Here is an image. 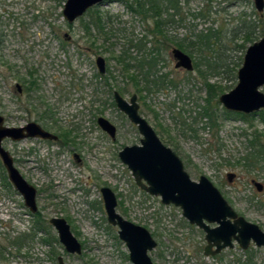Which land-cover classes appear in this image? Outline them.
<instances>
[{"label":"rangeland","instance_id":"rangeland-1","mask_svg":"<svg viewBox=\"0 0 264 264\" xmlns=\"http://www.w3.org/2000/svg\"><path fill=\"white\" fill-rule=\"evenodd\" d=\"M132 1L97 4L69 23L63 15L66 0H0V113L8 126L36 121L60 137L4 140L16 167L38 189L45 229H34L33 215L0 159V264H58L59 256L65 264H133L119 228L108 222L102 187L116 193L121 215L151 231L158 242L150 252L154 264H264V247L253 243L246 250L235 243L205 255V232L190 224L180 207L163 204L136 184L119 152L140 144L142 134L114 98L115 91L128 101L136 94L140 114L180 156L190 177L198 181L206 175L241 215L264 229V191L252 184L253 179L264 184V167L248 171L243 161L237 163L251 151L255 132L264 140V123L259 115L251 122L226 116L219 101L236 86L248 46L264 36V9L254 0H180V13L161 36L150 31L151 17L130 10ZM97 12L103 28L93 23ZM244 21L250 39L240 30ZM207 32H212L209 42L198 41ZM182 40L190 45L191 54L180 49L192 57V71L177 68L172 55ZM150 54L158 55L169 83L152 92L143 80L136 85L130 79L140 74L136 59ZM98 56L105 59L104 74ZM206 83L217 87L216 95ZM205 107L215 112L214 125L202 115ZM99 117L116 126L115 139L99 126ZM52 217L68 221L81 254L66 251L49 223Z\"/></svg>","mask_w":264,"mask_h":264},{"label":"water","instance_id":"water-1","mask_svg":"<svg viewBox=\"0 0 264 264\" xmlns=\"http://www.w3.org/2000/svg\"><path fill=\"white\" fill-rule=\"evenodd\" d=\"M109 0H66L63 7L64 18L73 23L90 8ZM255 7L262 11L264 0H254ZM65 36L68 37L67 34ZM173 58L177 68L194 70L192 57L174 47ZM99 72H106L105 59L98 56L96 60ZM238 82L229 92L223 93L219 101L228 111L250 114L264 109V36L248 46L242 66L237 72ZM19 88L20 85H18ZM115 102L129 120L137 125L142 138L139 145H126L119 157L131 170L135 182L148 193L161 196L164 204L174 203L182 209L183 216L193 225L206 232L207 245L205 255H215L225 248H233L236 240L243 249H247L251 240L258 247H264V231L258 224L239 215L221 191L206 176L193 180L184 169V164L176 152L166 146L157 135L152 125L140 114L137 95L126 100L118 91L114 92ZM99 126L113 139L116 138V126L105 117L98 118ZM41 137L57 140L58 136L43 129L38 123L31 122L25 126H8L0 113V159L7 172L8 180L23 197L25 205L31 212L38 211L37 188L27 181L16 167L14 158L4 147V140L21 141L26 138ZM231 174L229 177H231ZM261 191L263 186L255 182ZM104 207L108 222L119 228V238L125 242L129 258L133 264H154L150 252L158 242L151 231L136 224L117 210L118 198L110 187H102ZM50 223L58 232L59 241L67 252L81 254L82 245L71 231L70 224L63 217H53ZM210 223L217 226L211 227ZM216 246V249L212 248ZM59 264H65L62 256Z\"/></svg>","mask_w":264,"mask_h":264},{"label":"trees","instance_id":"trees-1","mask_svg":"<svg viewBox=\"0 0 264 264\" xmlns=\"http://www.w3.org/2000/svg\"><path fill=\"white\" fill-rule=\"evenodd\" d=\"M179 1L180 0H133L131 3H129V8L132 12L143 16L144 19L151 17L154 21V28L150 31L154 32L158 35H163L164 33V26L167 25L171 20H174L175 16H177L180 13L179 9ZM170 10H174V12H170ZM89 12H93L94 9L90 8L88 10ZM166 14V16H165ZM95 21L93 22L95 25H97L100 28H103L102 26V17L99 15V13H96ZM240 30L245 33V36L250 39V36L252 34V31L249 27V25L244 21L242 23V26ZM212 35V32H207L206 34H200L199 39L201 42L205 41L209 42V37ZM215 35V34H214ZM175 44L183 49L184 51L192 53L189 49L190 45H187L182 41H176ZM206 44V43H205ZM208 46V45H207ZM241 47H244V45H241ZM209 48V46H208ZM152 53V52H151ZM125 54H127L125 52ZM157 54H150V57H142V59H136L137 64L139 67V73L130 77L132 81L136 83V85L140 84V81H144L143 88L148 91L152 92L153 90H157L161 87L168 86V80L166 78V74L161 72V69L158 67L159 65V59L157 58ZM123 57V56H122ZM120 58V57H119ZM125 61V58H124ZM127 65H129V62H125ZM223 69L226 72H233L235 74V70L233 67H229V65L223 64ZM139 76H142V78H139ZM170 84L175 85L174 81L170 80ZM209 94L210 95H216L217 94V87L213 84L206 83ZM226 116H238L242 119H247L248 122H251L252 116L259 115L261 121L264 123V110H262L259 113H253V114H244V113H237L232 111H225ZM202 115H206L210 119V123L214 125V123H217V117L215 115V112H213L209 107H205L202 111ZM214 122V123H213ZM249 145L251 148V151L248 152L245 157H242L239 159L237 163L244 162V168L246 170H250L251 167H257L258 164H262L264 167V140L262 136L255 132L253 134L252 139L249 140ZM253 149V150H252ZM1 166V164H0ZM3 169V167H1ZM8 183V182H7ZM10 185V183H9ZM40 220H38V223ZM39 225V224H38ZM50 239V238H49ZM47 241H51V240ZM20 244V241H19Z\"/></svg>","mask_w":264,"mask_h":264},{"label":"flooded vegetation","instance_id":"flooded-vegetation-1","mask_svg":"<svg viewBox=\"0 0 264 264\" xmlns=\"http://www.w3.org/2000/svg\"><path fill=\"white\" fill-rule=\"evenodd\" d=\"M122 1H125V0H122ZM18 85H20L19 83H17V85H16V89L18 90V92L19 93H22V86L20 85V87L21 88H19L18 87ZM261 110H264V109H261ZM260 111V110H259ZM256 112H258V111H256ZM256 112H253V113H256ZM253 113H250V114H253ZM31 122H35V123H38L43 129H45V130H47L42 124H40L39 122H36V121H29V122H27L25 125H27L28 123H31ZM25 125H21V126H25ZM47 131H49V130H47ZM49 132H51V131H49ZM51 133H53V132H51ZM53 134H55V133H53ZM108 134V133H107ZM55 135H57V134H55ZM109 135V134H108ZM58 136V139L57 140H53V139H44V138H41V137H36V138H32V137H29V138H26V139H43V140H48V141H53V142H58V141H60V137H59V135H57ZM110 136V135H109ZM141 140V139H140ZM134 145H139V144H134ZM125 147V146H124ZM123 147V148H124ZM177 154V153H176ZM178 155V154H177ZM13 156V155H12ZM179 156V155H178ZM74 157L76 158V159H78V161H81V158H80V156L78 155V154H74ZM180 157V156H179ZM14 158V157H13ZM181 159V158H180ZM182 160V159H181ZM14 162H15V160H14ZM183 162V161H182ZM197 181V180H196ZM255 182H258V183H260L262 186H263V188H262V190L260 191L259 189H258V187H257V185L255 184ZM11 183V182H10ZM12 184V183H11ZM137 184V183H136ZM252 184H253V186L257 189V191L258 192H262V191H264V184L263 183H261L260 181H257V180H255V179H253L252 180ZM140 187V186H139ZM141 188V187H140ZM102 189V188H101ZM142 189V188H141ZM16 190V189H15ZM143 191H145V192H147L146 190H144V189H142ZM17 191V190H16ZM37 191H38V189H37ZM148 193V192H147ZM148 194H150V193H148ZM38 195V194H37ZM150 195H152V194H150ZM117 196V195H116ZM155 196V195H154ZM157 197H160V199H161V202H162V198H161V196H157ZM118 198V197H117ZM24 200V199H23ZM163 203V202H162ZM24 204H25V202H24ZM164 204V203H163ZM37 205H38V203H37ZM165 205H174V203H171V204H165ZM231 205V204H230ZM26 206V205H25ZM175 206V205H174ZM232 206V205H231ZM27 207V206H26ZM117 207H118V205H117ZM177 207V206H176ZM233 207V206H232ZM28 208V207H27ZM234 208V207H233ZM29 209V208H28ZM182 210V209H181ZM234 210L239 214V215H241L235 208H234ZM29 211H30V209H29ZM30 213L33 215V218H34V225H33V227H34V229L36 230L37 229V232L39 233V232H42L44 229H45V226H44V221L41 219V215H40V211H39V207H38V211L37 212H35V213H33V212H31L30 211ZM243 216V215H242ZM245 217V216H244ZM53 218V217H52ZM246 218V217H245ZM247 219V218H246ZM38 220H40L39 222L40 223H38ZM248 220V219H247ZM248 221H250V220H248ZM250 222H252V221H250ZM49 223H50V220H49ZM190 223V222H189ZM254 223V222H253ZM39 224V225H38ZM51 224V223H50ZM191 224V223H190ZM255 224H257V223H255ZM52 225V224H51ZM193 225V224H192ZM210 226L211 227H215V226H217V224H215V223H210ZM198 227V226H197ZM260 227V226H259ZM55 228V227H54ZM198 228H200V227H198ZM261 228V227H260ZM201 230H203L202 228H200ZM262 229V228H261ZM263 231H264V229H262ZM204 231V230H203ZM205 232V231H204ZM205 239H206V232H205ZM206 242H207V240H206ZM233 242H234V246H235V243H237L238 245H239V243L236 241V240H234L233 239ZM251 243H253L255 246H257L256 245V243H255V241L254 240H251V242H250V244H249V246H248V248L250 247V245H251ZM206 245H207V243H206ZM205 245V246H206ZM240 246V245H239ZM241 247V246H240ZM258 247V246H257ZM242 248V247H241ZM247 248V249H248ZM204 249H205V247H204ZM213 250H215L216 249V246H214L213 248H212ZM226 249V248H225ZM243 249V248H242ZM224 250V249H223ZM222 250V251H223ZM244 250H246V249H244ZM221 251V252H222ZM221 252H219V253H221ZM219 253H217V254H219ZM205 254V253H204ZM217 254H215V255H217ZM215 255H209V256H215ZM59 258V257H58ZM58 264H59V261H58Z\"/></svg>","mask_w":264,"mask_h":264}]
</instances>
